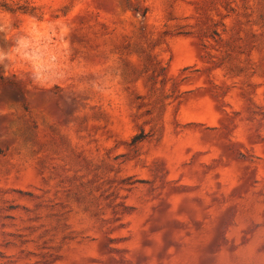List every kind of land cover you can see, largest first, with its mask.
<instances>
[{
	"label": "rangeland",
	"instance_id": "374dc122",
	"mask_svg": "<svg viewBox=\"0 0 264 264\" xmlns=\"http://www.w3.org/2000/svg\"><path fill=\"white\" fill-rule=\"evenodd\" d=\"M0 264H264V0H0ZM19 66V65H18Z\"/></svg>",
	"mask_w": 264,
	"mask_h": 264
},
{
	"label": "clouds",
	"instance_id": "9594fccd",
	"mask_svg": "<svg viewBox=\"0 0 264 264\" xmlns=\"http://www.w3.org/2000/svg\"><path fill=\"white\" fill-rule=\"evenodd\" d=\"M33 23L39 24V21L34 18L24 20L20 29L12 35L11 43L7 47L0 46V66L8 74H26L38 87H51L66 78L67 68L59 60L36 61L30 53L21 55L23 41L31 35L29 29ZM0 31L4 29L0 28Z\"/></svg>",
	"mask_w": 264,
	"mask_h": 264
}]
</instances>
